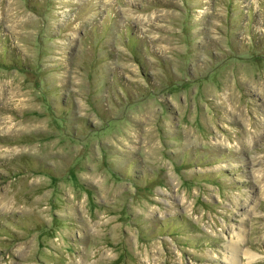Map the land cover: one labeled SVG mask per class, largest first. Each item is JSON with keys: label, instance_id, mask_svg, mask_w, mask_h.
Returning a JSON list of instances; mask_svg holds the SVG:
<instances>
[{"label": "rangeland", "instance_id": "1", "mask_svg": "<svg viewBox=\"0 0 264 264\" xmlns=\"http://www.w3.org/2000/svg\"><path fill=\"white\" fill-rule=\"evenodd\" d=\"M0 264H264V0H0Z\"/></svg>", "mask_w": 264, "mask_h": 264}, {"label": "bare ground", "instance_id": "2", "mask_svg": "<svg viewBox=\"0 0 264 264\" xmlns=\"http://www.w3.org/2000/svg\"><path fill=\"white\" fill-rule=\"evenodd\" d=\"M233 252V251H232ZM234 256V255H233ZM228 260H229V258H228ZM229 263V262H228Z\"/></svg>", "mask_w": 264, "mask_h": 264}]
</instances>
